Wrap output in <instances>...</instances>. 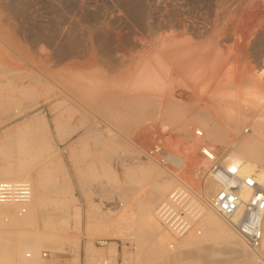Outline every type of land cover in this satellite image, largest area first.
Returning <instances> with one entry per match:
<instances>
[{"label": "bare ground", "instance_id": "obj_1", "mask_svg": "<svg viewBox=\"0 0 264 264\" xmlns=\"http://www.w3.org/2000/svg\"><path fill=\"white\" fill-rule=\"evenodd\" d=\"M210 1L215 4L214 26L205 39L199 37L203 26L169 18L161 9H153L150 20L137 28L138 33H133V11L125 18L128 26L110 13L102 22L103 31L94 34L92 28L81 36H67L58 42L55 53L40 56L36 75L28 84L18 89L12 87L15 81L10 82L12 86L0 82V112L4 114L0 117H14L9 111L20 105V98L33 101V107H46L51 117L49 121L42 108L17 134L6 132L0 140L1 156L6 159V164H0V180H28L33 186L24 215L17 214L16 205H0V264H43L40 249L48 244L78 248L83 209L77 203L82 202L86 205L87 236L91 240L134 239L141 264L183 260L210 264L209 246L229 250L236 264H257V255L212 209L208 200L214 196L205 199L195 184L187 183V176L170 171L171 167L183 170L195 163V176L201 180L199 171L220 164L239 167L242 175L256 173L264 185V125L245 126L247 117H264V68H255L250 61L255 55L249 53L251 44L264 35V2L258 0L245 8V2ZM238 4L244 5L241 19L255 17L245 30L233 26L237 35L244 30V37L231 53L230 47V51L222 48L219 38L227 36V27H220L219 21L224 11ZM114 8L123 14L120 4ZM7 11L10 9L0 3V59L27 53L20 39L21 26ZM238 90L244 92L237 94ZM157 120L177 133L178 142H169L155 122L146 125ZM169 146L177 154L168 152ZM230 147L232 153L221 160ZM64 153L77 179L76 187L64 171ZM210 175L213 184L205 191L215 195L219 184L213 173ZM104 179L115 184L120 193L105 212H99L100 204L91 197L89 187ZM133 184L149 186L140 191L144 197L138 196L141 188ZM179 186L187 188L201 205L198 221L183 237L175 236L157 214ZM48 189L55 197L48 196ZM61 211L64 213L59 216ZM69 214L75 219L74 226L61 235L65 226L57 218ZM160 228L163 232L157 231ZM109 247L116 252L114 243ZM87 249L95 252L91 242ZM260 252L264 259V235ZM109 257H102L98 264Z\"/></svg>", "mask_w": 264, "mask_h": 264}, {"label": "rangeland", "instance_id": "obj_2", "mask_svg": "<svg viewBox=\"0 0 264 264\" xmlns=\"http://www.w3.org/2000/svg\"><path fill=\"white\" fill-rule=\"evenodd\" d=\"M23 1L22 0H1V2H0V3H3V6L8 8V10L10 9V11H7V12L8 13L11 12L10 17L13 19V21L18 23L17 26H19V25L21 26L19 30H20V34H22L21 37H23V38L20 37V39H21V43L23 44V46L27 50V53H25V54H21V55H14L13 54V55H11V57H6V59L5 58L0 59L1 63L3 62V65L0 67V68H2V69H0V72H2V73H0V82L2 83L5 80L3 83H5V82L9 83V85L12 86V83L15 81L14 85L12 87H14V88L17 87L18 89H19V87L21 88V86L28 84L27 83L28 81L31 82L33 80V78L36 75L37 60L40 56L51 55V54L55 53L54 49L58 45V42L67 36H81V35L85 34L87 30H90V29L92 30V28H93L92 32L94 34H97L101 31H103L104 26L102 25V22L105 20V18L109 17L108 15H110V13H113L114 19L121 20V22L125 23V26H128V21H126V19L132 15V11H133V15L131 16V17H134L133 18V33H135V32L138 33L139 30L137 28L141 27L146 22L147 18H148V20H150L149 16L151 15V12H153V9H161L164 12H166L167 16L170 15V17L168 16L169 18L173 19L174 17L175 18L177 17L182 22H186L189 25L203 26V29H202L203 32H201V34L199 35V37L201 36L200 37L201 39L202 38L205 39L208 35H211L212 29L214 26L213 18H214L215 4H214V1L212 2L210 0H132V1L129 0V2H128V0H23ZM256 1L258 2V0H232V2H236L234 5H237V3L245 2L246 3L245 8L254 6L255 3H257ZM17 2L19 4H17ZM263 2H264V0H263ZM20 3L23 4L24 6L21 5ZM116 4H120L124 8L123 14L119 15L118 10L116 8H114V6ZM18 5H20V6H18ZM243 6L244 5L239 6V4H238V6H236V7H234V6L231 7L232 9L230 11H227V12L224 11L225 15H223V17L224 18L226 17V18L225 19L222 18L219 21L220 27H227V36L219 38L220 42L222 44V48L223 49L225 48L224 49L225 51L231 50V53L235 52L236 46L242 40L241 37H244V36H242V34H244V30L250 27V23H251L252 19L255 17L254 15H250V16H246L245 18L241 19L240 18L241 12L244 9ZM21 7L24 8V10ZM166 9H168V10L166 11ZM115 11L118 14H116ZM13 13H15V14H13ZM114 13H115V15H114ZM135 13H136V15H135ZM128 14H129V16H128ZM227 15H228V17H227ZM255 15L258 18L260 17V13H256ZM115 16H117V17H115ZM223 19H224V21L222 23ZM248 19H250V20H248ZM229 21H230V24H229ZM235 24L236 25L238 24V26H242V29H244L242 31V34L239 33L237 35L235 33V31H233L232 28H233V26H236ZM24 26H25L26 31H24ZM117 26H115V27H117ZM38 27H40V28H38ZM82 28H84V29H82ZM230 28H231V30L228 31V29H230ZM29 32H30V34H29ZM41 34H43V35H41ZM29 35H31V36H29ZM230 43L232 46L230 45ZM232 43H234V44H232ZM41 45L43 47H41ZM44 47H45V49H44ZM227 47L228 48L230 47L229 48L230 50H228ZM232 49H233V51H232ZM249 49H250V51H249L250 55L251 54L253 56L255 55V57H253L254 59L250 58L251 59L250 61H252L254 63L253 65L255 66V68L258 67L259 68L258 70H262L264 68V64H263L264 63V60H263L264 59V35L263 34L260 35L258 37V39L255 40V43L253 42L251 44ZM7 69H9V70H7ZM1 70H3V71H1ZM5 70H7V71L4 72ZM14 72H16V73H14ZM5 73H7V74H5ZM3 75H6V76H3ZM11 75L14 77H12ZM15 75L18 78H20V76H21L25 79H22V78L17 79V77L15 78ZM28 75L30 77H28ZM32 75H33V77H32ZM28 78H32V79H28ZM20 80H21V82H20ZM10 82H12V83L10 84ZM235 91H236V89H235ZM235 91L233 90V92H235ZM243 92H244V90H238L236 93L242 94ZM239 98L240 97H238V99ZM23 100L24 99L20 98V101H21L20 105L22 103H24L25 107L22 104L21 105L22 107L20 105H19L20 107L17 105V107L15 106L16 108L13 107L10 109V111H9L10 116H14L13 113H15L14 117H0V140L3 137V134L6 132H9L10 134H13V135L17 134L19 131V128L24 126L25 124H28L30 122V120H32L34 117H36L37 116L36 114H38L40 112L39 110H41L42 108L46 109V107H43V106H41L40 109L38 108L39 106L33 107V105H34V104L32 105L33 101L28 102V101H30L29 99L27 101H26V99L24 101ZM27 102H28V104H26ZM27 105H28V107H27ZM31 106H32V108L30 109ZM11 111H12V113H11ZM14 111H16V112H14ZM45 112H46V114H48V120L50 121L51 117H50V114L48 113L47 109L45 110ZM19 113H21V114H19ZM2 115H4V114L0 112V116H2ZM152 119H155V117H152ZM153 122H155L157 124V128L163 132L165 138L169 142H171V143L178 142L177 133L175 131H173L170 126H167V125L163 126L161 121H159V120L148 121L146 123V125H150L149 127H151ZM256 122L262 123L264 125V117H247V124L245 126L250 128L251 125L255 124ZM262 133H264V128L262 129ZM241 135L245 136L246 133L244 131H242ZM0 145H1V143H0ZM52 146H53L52 149L54 150V144H52ZM63 147H65V146L63 145L62 148ZM171 147L172 146H169L168 152H171L173 154H177V150L175 148L173 149ZM232 150H233V148L230 147L226 152H224V154H222L223 157L221 156V160L226 158L228 156V154H231ZM0 151L2 152L1 147H0ZM1 152H0V164L4 165V164H6V159L2 158ZM48 152L50 154L52 153L51 155L53 156V151L51 152V150H48ZM49 153L47 155H50ZM52 156H50V158H52ZM64 156H65V159L63 162L64 163L63 164L64 171L67 175H69L68 177L70 178V180L71 181L73 180L72 182L74 183V186L76 187L77 186V179H76L74 171L71 167V163L67 159L66 153H64ZM263 167H264V164H263ZM197 169H198L197 164L192 163L189 167H186V169L184 168L183 170H179L175 167H171L170 171L174 172V173L176 172V173H178V175L183 176L184 178H186V176H187L188 177V178H186L187 183L190 185L195 184L197 187H194V188L196 190L198 189L197 190V191H199L198 193H201L202 196L208 200V199L212 198V196H214V195H212V193L207 195L206 191H205L206 187L208 185L213 184L212 183L213 180H212V177L210 175L211 171H212V167L208 168L205 172L199 171V175L201 176V180H197L198 176H195L198 173V172H195ZM189 177H190V179H189ZM102 181L101 182L103 184L101 182H99V183L96 182L97 184L93 183V186L89 187L90 188L89 193L91 194V197H93V199H95V202L100 204L99 212H101V211L105 212L107 210V208L110 207V204L114 200V198L117 197L120 193L115 184H113L107 180L105 181V179ZM59 182H61V183L63 182V179L60 177H59ZM135 185L139 186L138 189L141 188V190L138 191V196L142 195L144 197L145 194H141V192H143L144 191L143 189L148 188L149 186L146 184H144V185L135 184ZM116 190H117V192H116ZM47 191H49L47 194L50 198L55 197V194L50 189H48ZM93 192L95 193L94 196L92 194ZM111 193H113V194H111ZM77 195L80 197L79 190H77ZM208 201H210V200H208ZM69 205L70 206H68V207L70 209L73 208L72 204H69ZM77 205H79L78 206L79 208L83 209V211L81 210L82 215L80 216L82 226H81V230H80V242H79L78 248L74 247V246L71 247V245L63 244V243L45 245V246L41 247V249H40V258H41L43 264H70L72 262V260H75L77 262V264H98L100 259L102 257L104 258V256H106V255H111V258L119 259L120 263H121V260H123L124 264H138V263L141 264L139 257H138V254H137V250H138L137 248L139 247L138 246L139 244L132 238L130 240L128 238H123V239L116 240V241L111 240V239L91 240L85 232L86 205L83 202H82V204L77 203ZM80 206H82V207H80ZM46 210H48V208ZM62 213H64V212L61 211L59 216ZM69 215L70 216L65 215V216H61V217L57 218L59 220V223L61 224V226L62 227L65 226V229L67 228L65 230L63 227L64 231H63V229H62V231L60 230L61 232H59V233H61V235L65 234L66 232L67 233L70 232L74 226L75 219L72 216V214H69ZM66 220H67V222H66ZM222 222L230 230H232L223 220H222ZM157 231L163 232V230L161 228H160V230L158 229ZM233 232H235V231H233ZM105 240H108V242L105 246L99 244V242H103ZM90 242L92 243V246L95 249L94 253L87 249V245L90 244ZM111 242L114 243V247L116 249V252H114L115 251L114 249L109 247V244ZM167 244H166V246H167ZM112 250H114V251H112ZM96 251L99 253H102V255L103 254L104 255L101 257L100 255H98V253ZM207 251L208 252L210 251V253L212 254V257H213L212 258L213 262L210 264H236L233 262V259L231 258L232 256H231L229 250H227V249L219 248L216 246L215 247L209 246ZM75 257H77V258L75 259ZM185 261L187 262L188 260L180 261L177 264H182L183 262H184L183 264H185L186 263Z\"/></svg>", "mask_w": 264, "mask_h": 264}, {"label": "built area", "instance_id": "obj_3", "mask_svg": "<svg viewBox=\"0 0 264 264\" xmlns=\"http://www.w3.org/2000/svg\"><path fill=\"white\" fill-rule=\"evenodd\" d=\"M219 190L210 200L212 209L236 232L246 246L257 255V264H264L260 252L264 235V185L256 173L242 175L239 167L226 168L217 164L212 168ZM249 195L246 196L245 194ZM33 194L28 180H0V205L18 206L17 214L27 212L26 205ZM200 203L184 186L177 187L157 211L166 227L177 237H183L200 217ZM108 240L99 242L105 246ZM101 264H124L106 258Z\"/></svg>", "mask_w": 264, "mask_h": 264}]
</instances>
